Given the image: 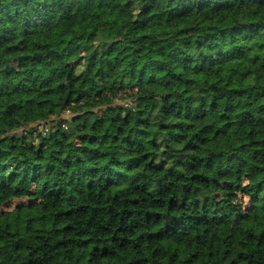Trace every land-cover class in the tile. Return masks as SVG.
<instances>
[{"label": "trees", "instance_id": "obj_1", "mask_svg": "<svg viewBox=\"0 0 264 264\" xmlns=\"http://www.w3.org/2000/svg\"><path fill=\"white\" fill-rule=\"evenodd\" d=\"M0 253L264 264V0H0Z\"/></svg>", "mask_w": 264, "mask_h": 264}, {"label": "rangeland", "instance_id": "obj_2", "mask_svg": "<svg viewBox=\"0 0 264 264\" xmlns=\"http://www.w3.org/2000/svg\"><path fill=\"white\" fill-rule=\"evenodd\" d=\"M130 21H128L129 23ZM65 117H69V113L65 115ZM32 202L31 199H17L9 202L3 207V211L10 212L17 208H27L29 204ZM0 259H1V253H0Z\"/></svg>", "mask_w": 264, "mask_h": 264}]
</instances>
